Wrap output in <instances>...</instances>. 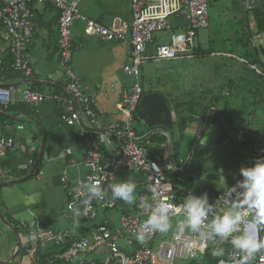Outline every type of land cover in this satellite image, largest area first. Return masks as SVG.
Returning a JSON list of instances; mask_svg holds the SVG:
<instances>
[{"label": "built area", "instance_id": "1", "mask_svg": "<svg viewBox=\"0 0 264 264\" xmlns=\"http://www.w3.org/2000/svg\"><path fill=\"white\" fill-rule=\"evenodd\" d=\"M82 0H0V36L7 44L8 57L3 61L4 70L18 71L29 79L32 67L29 59V46L35 31L36 4H50L58 11L57 34L55 45L58 49V66L65 77L63 93H43L34 87L20 84L0 86V118L9 106L20 101L38 105L43 101L54 102L63 110L62 119L67 125H78L85 117L89 124L98 127L101 111L94 108L90 98L83 93L79 77L73 69V51L75 46L71 39V28L81 17L79 9ZM260 0H237V11L247 12L258 7ZM131 17L126 21L121 16H113L108 23L96 19H85L84 31L88 37L103 41L128 42L130 44V64L125 65L124 71L129 74L133 83L129 89L121 92V104L125 112V121L120 127L113 125L109 129L117 131L126 137V141L111 146L105 151L93 138L83 135L85 166L88 173L71 181L67 175H62L60 182L65 193L64 213L78 212L81 218L94 223L93 229L87 235H81L69 230L53 231L28 230L29 239L33 240L30 254L39 245L48 248L53 260L76 261L82 256L103 247L107 249L109 263L115 264H190L201 262L210 253L216 258L214 264H234L231 245L217 238L203 239L199 232L193 233L181 228L179 221L182 214L170 210L171 228L166 233L152 232L141 243L137 236L142 224L151 214V209L144 204L155 205L151 192L156 187L163 201L182 206L186 197L200 195L196 189L187 186V178L182 176L193 164V154L175 160L173 152L168 150L163 155L151 157L142 137L136 134L134 121L143 88L141 86V69L149 61L163 62L172 60H192L197 58V33L209 26L208 0H130ZM168 32V41L155 42L156 34ZM264 33L255 36L261 38ZM149 45H153L151 54L147 53ZM222 95L227 96V89ZM136 139L140 141H135ZM15 147V140L5 134H0V158L5 157ZM257 158H264V143L255 141L252 148L253 166ZM33 164L32 160H29ZM121 173H135L136 179L120 177ZM235 179L228 187L241 180ZM99 180L104 189L102 199H91L88 205L84 201L88 194L84 189L85 183ZM121 181L134 182L136 200L131 207L122 208L118 226L111 227L108 221L97 222L100 216L117 208L119 200L113 198L110 185ZM217 188L208 198L212 209L201 231H207L209 223L215 215L221 214L226 208V200L235 198L225 197L227 188ZM199 191V190H198ZM242 191V189H237ZM251 220V214L246 218L244 226ZM20 228L26 225L20 224ZM258 238H264V231L258 232ZM28 241V240H27ZM124 242V246L121 245ZM226 244V245H225ZM224 249V256L216 257L212 251ZM264 254V253H262ZM261 254H257L251 264H262ZM108 264V263H105Z\"/></svg>", "mask_w": 264, "mask_h": 264}, {"label": "crops", "instance_id": "2", "mask_svg": "<svg viewBox=\"0 0 264 264\" xmlns=\"http://www.w3.org/2000/svg\"><path fill=\"white\" fill-rule=\"evenodd\" d=\"M128 3L127 8L121 6L118 10L95 8L91 15L82 10L81 17L74 22L70 32L75 46L73 69L79 77L83 93L90 98L93 107L101 111L98 127L90 125L85 117L81 124L67 125L62 119L63 110L51 101H43L38 105L15 101L0 118V134L9 135L15 140L14 149L0 158V214L7 221L4 223L0 219V223L9 231L14 241H18V236L20 237L22 243L17 252L24 250L28 244L33 245L28 230L56 232L69 230L87 235L93 229L94 223L85 220L83 222L78 212H63L65 193L60 178L65 174L74 181L88 173L85 166L83 135L93 138L105 151L110 148L107 143H111L113 147L126 141V137L118 130L125 121L121 92L123 89H129L133 83L132 77L124 71L125 65L131 62L130 44L88 37L84 26L87 18L108 23L117 15L129 21L130 0ZM34 14L35 31L28 50L32 75L26 79L18 71L4 70L2 62L8 57L7 44L0 36V86L20 84L34 87L47 94L63 93L65 77L58 66V49L55 45L58 11L50 4H36ZM160 39L156 36L155 42ZM152 51L153 45H149L147 53L151 54ZM226 56L230 57L231 54ZM201 57L203 56L198 55L192 60L163 61L166 62L165 65L176 68V76L168 73L165 76L168 85L156 90L143 89V94L156 92L166 100L171 114V127L164 124L149 126L146 115L145 117L141 114L136 115V119L143 126L142 131L136 130V134L139 137L143 136L141 141L145 143L151 157L165 154L171 143L172 147L175 144L172 152L176 161L187 157L193 151V161L196 165L195 170L193 168L194 172L196 167L202 170L204 164L211 158L212 164L208 167L217 169L218 173H205L203 176L193 173L187 177V186L196 189L200 195L205 193L201 189L205 190L209 185L212 190L228 187L232 179L225 184V178L231 173L229 169L232 163L245 159L244 167H249L252 162L253 144L255 141L264 143L263 133L259 132L260 135L257 136L254 130L235 122L231 123L229 111L223 105L219 107L215 104L213 100L216 97L220 96L221 101L227 100L230 92L234 96L235 91L239 90H235L236 86L231 87L227 81L229 88L223 87L218 93L219 87L215 86L218 82L212 83L209 80L205 81L204 78L200 82L196 62L200 61ZM154 64L163 66L162 62L149 61L141 69L144 87L147 79L152 78ZM223 89H227L226 97L222 95ZM211 102L209 109L208 105ZM226 119L230 121L231 126L226 123ZM113 125H119L116 127L117 131L109 129ZM183 143L188 147L184 155L178 150ZM231 143H251L250 155L241 152L235 155L233 152L235 147L232 146L231 149ZM29 160H32L33 164H30ZM237 175L241 176L239 172ZM120 177L130 180L137 178L135 173H121ZM196 181H205L207 184L199 185L200 183ZM127 206L132 205L119 200L117 208L121 207L122 210ZM103 215L98 222L107 218V213ZM106 220L109 226H118L108 218ZM13 223L19 225L22 223L26 227L15 230ZM121 245H125L123 241ZM24 253L26 254V250ZM92 254L94 256L88 254L89 261H87L89 256L84 255L72 263L80 261L90 264L95 262L115 264L109 263L110 255L106 248H99ZM101 254H105L104 259H100ZM205 258L194 264H205ZM210 258L216 261V258ZM31 261L33 262L32 259Z\"/></svg>", "mask_w": 264, "mask_h": 264}, {"label": "rangeland", "instance_id": "3", "mask_svg": "<svg viewBox=\"0 0 264 264\" xmlns=\"http://www.w3.org/2000/svg\"><path fill=\"white\" fill-rule=\"evenodd\" d=\"M260 1L262 2V0ZM128 4V0H82L79 9L80 12H83L82 10H84L87 15H91L94 13L95 8L99 9L105 7L108 9L112 8L118 10V8H120L121 6L127 8ZM252 11L253 10L247 12L237 11V9H235L233 6V0L208 1L209 26L198 31L196 43L202 46L201 51H203L204 53L210 51V53H214L215 56H210V53L205 54L203 57H201L202 59L200 61L196 62L198 65L197 76L199 77L200 82L203 78L205 81H212V83L218 82L215 83V86L219 87L217 90L218 93L221 92V89L223 87L229 88L227 81L230 76L234 77L236 81H241V78H243L242 83H236L237 87L235 88V90L239 91H235L234 96L230 92V96L227 99V101L229 102V114H231L230 121H232L231 123L235 122L237 125L248 127L249 130H254V132H261V134L263 133L262 135H264V102L260 103L257 107H255V105L253 106L257 95L248 91L247 89L251 86L250 81L254 79L253 75H258L257 73L261 74V72H264V35L261 38L255 37L259 30L256 27ZM156 36L161 38L159 42L166 43L168 41L169 33L163 32L156 34ZM248 36H252L253 38L252 44L250 43V46L246 45L244 42V40L247 41ZM231 46L235 48V51L233 52V54H231V61L229 62L227 60L229 58H226L229 56L226 55H229L228 50ZM250 48L256 49V55L258 56L257 63L258 61L260 62V60L262 61V63L250 66L251 68L242 67L239 70L240 73H238L237 69H239L240 64L246 61L244 55H246L250 51ZM223 54L225 55V57ZM164 63L166 62H162L163 66L154 64L155 67L152 69V78L150 77L149 79H147V83H145L147 88L144 87L143 82L140 81L143 89L156 90V88L168 85L169 82L165 77L168 73L171 74V76H176V68L173 69L172 66L165 65ZM236 85L234 84V86ZM211 104L212 102L209 103L208 107ZM241 114H243V118L239 116ZM206 115L207 114H205V116ZM134 128L138 131H142L143 128V126L136 118L134 121ZM232 146L235 147V150H233L235 155H238L239 152L245 153L247 156L250 155L249 150L251 143H231V149ZM187 148L188 147L185 145V143H183L178 150H180V153L184 155ZM233 152L231 150V154H233ZM239 160L232 163V167L229 169L231 173L225 178V184H227L230 179H232L231 183L235 179H237L239 169L246 165L245 159H241L240 161ZM210 161H212L211 158H209V161L204 164V168H202V170L197 169L196 172L193 171V167H189L182 173V176L187 178L193 173H196L199 176H203L205 173H201V171L206 172L205 170L208 169V165L212 164V162ZM195 162H197L196 159ZM196 183H200L199 185L207 184V182L205 181H196ZM120 210L121 207H118L116 210L106 212V217L115 226L118 225V219L121 213ZM101 218L102 216H100L96 221L98 222ZM82 221L85 222L84 220ZM17 243L18 241H14L9 231L0 223V262H4L7 264H28L29 261L30 264H35L29 258L30 256L28 255V253H26L28 256L24 253V250H20L19 252H17ZM95 251L88 254H91L90 256H94L92 253H94ZM88 254H86V257L89 256ZM90 256L88 257L87 261L90 260ZM104 258L105 254H101L100 259ZM21 259H23L22 262Z\"/></svg>", "mask_w": 264, "mask_h": 264}, {"label": "clouds", "instance_id": "4", "mask_svg": "<svg viewBox=\"0 0 264 264\" xmlns=\"http://www.w3.org/2000/svg\"><path fill=\"white\" fill-rule=\"evenodd\" d=\"M222 172V169H221ZM239 173L241 180L225 192V197L235 198L226 200L227 208L207 223V231L202 232L201 228L208 219L212 205L209 204L207 194L197 197L190 194L186 197L182 206H174L171 203L161 200L156 187L151 188L155 205L145 203L144 207L151 209L148 219L142 224L141 232L137 239L144 243L149 233H166L171 228L170 210L182 214L179 226L190 230L193 233L199 232L203 239L219 238L221 242L231 245L233 250L234 264H251L257 254L264 264V238H258V232L264 231V158H257L251 167H241ZM88 198L84 201L88 205L91 199H102L104 189L99 180L83 185ZM113 198L120 199L132 205L135 200L137 185L131 181H121L111 184ZM242 189V191H237ZM251 214V220L244 226L246 218ZM224 249L217 248L212 251L216 257L224 256ZM221 264H224L221 261Z\"/></svg>", "mask_w": 264, "mask_h": 264}, {"label": "trees", "instance_id": "5", "mask_svg": "<svg viewBox=\"0 0 264 264\" xmlns=\"http://www.w3.org/2000/svg\"><path fill=\"white\" fill-rule=\"evenodd\" d=\"M209 1V0H208ZM236 2L237 0H233V6L236 9ZM1 5V3H0ZM252 15L254 17L255 20V24L257 29L259 30L257 35L264 33V2L262 0V2L260 1L259 6L254 9L252 11ZM241 21V20H240ZM256 35V36H257ZM252 36H248L247 37V41L244 40L246 45L250 46V43L252 44ZM240 42V40H239ZM197 50V51H196ZM201 45L197 44V47L195 49V54L197 55H201L204 56L205 54H209L210 51L204 53L203 51H201ZM235 51V48H233L232 46L230 47V49L228 50L229 54H233V52ZM212 54V53H210ZM264 54V51H263ZM246 61H244V63L240 64L239 69H237V72H239L240 68H247L250 66H254V65H258V63H262V61L260 60V62L258 61L257 63V55H256V49L255 48H250V51L244 55ZM226 58H230V57H226ZM229 62L231 61V59H227ZM3 63V62H2ZM251 68V67H250ZM258 75H253L254 79L251 82V86L250 88H247L248 91L254 93L255 95H257L256 100L253 103V106L255 105V107H257L260 103L264 102V72H261V74L257 73ZM237 82H243V78H241V81H236L234 79V77H231L228 79V83L229 85L232 87H234V84L236 85ZM245 86V85H244ZM237 87V85H236ZM238 89V88H237ZM217 98V99H216ZM215 100H213L215 102L216 105H219V107H221V105H223L225 107L226 110H229V102L227 100H223L221 101L220 96L216 97ZM137 114H141V116L145 117V113L142 111V109L140 107H138L137 109ZM238 115V114H237ZM243 118V114L239 115ZM229 117H231V114L229 115ZM252 119V118H251ZM244 120V119H242ZM226 123L231 126V123L228 119H226ZM257 136H259L260 134L256 133ZM264 136V135H262ZM143 145H145V143L142 142ZM175 145V144H174ZM174 145L172 148H174ZM196 165L193 161L192 167L194 168ZM195 170V168H194ZM197 170V167H196ZM203 185V184H202ZM13 226L15 228V230H20V226L18 223H13ZM32 249L31 245H26V247H24V251L26 250V253H28V255L31 257V259L33 260V262L35 264H73V261H63V260H53L51 258V252L48 248H41L39 245L36 247V249H34V252H32V254H30L28 251H30ZM47 256V257H46ZM210 253H208V255L205 258V264H213L215 262L214 259L210 258ZM80 263V262H79ZM78 263V264H79ZM80 264H90V263H80ZM95 264H101V263H95ZM192 264V263H191ZM194 264V263H193Z\"/></svg>", "mask_w": 264, "mask_h": 264}, {"label": "water", "instance_id": "6", "mask_svg": "<svg viewBox=\"0 0 264 264\" xmlns=\"http://www.w3.org/2000/svg\"><path fill=\"white\" fill-rule=\"evenodd\" d=\"M139 106L144 111V113L146 115L147 125L154 126V125H158V124H164L168 127L172 126L171 114H170L168 104H167L166 100L159 93L151 92V93L143 94L141 97ZM209 109H210V107H209ZM209 109H207L206 112H208ZM204 121H205V117H204ZM140 140L136 139L135 141H140ZM263 142H264V139H263ZM171 150H172V144L170 143L169 144V151L171 152ZM192 154H193V151H191V155ZM197 169L200 170V167H198ZM205 171L206 172L201 171V173H206V174L212 173V174H214V173L219 172L217 169L210 168V167H208V169H206ZM207 178L208 177H206V179ZM206 190H207L206 191L207 196L210 197L211 192H213L211 185L207 186ZM0 219L4 223H7V221L4 220V218L1 214H0ZM8 225L10 226V224H8ZM11 229H12V227H11ZM12 230L15 231L14 229H12ZM21 243H22V241H21L20 237L18 236V243H17L18 248L21 246Z\"/></svg>", "mask_w": 264, "mask_h": 264}, {"label": "bare ground", "instance_id": "7", "mask_svg": "<svg viewBox=\"0 0 264 264\" xmlns=\"http://www.w3.org/2000/svg\"><path fill=\"white\" fill-rule=\"evenodd\" d=\"M57 31V30H56ZM71 37H72V35H71ZM58 51V50H57ZM197 51V50H196ZM229 59H231V58H229ZM152 63V62H151ZM145 66V65H144ZM227 85V84H226ZM221 88V87H220ZM230 91V90H229ZM14 105V104H13ZM229 105V104H228ZM32 166V165H31ZM39 169V168H38ZM38 171V170H37ZM36 173V172H35ZM63 216V215H62ZM87 228V227H86ZM27 230V229H26ZM89 230V229H88ZM25 232V231H24ZM47 249V248H46ZM97 250V249H96ZM47 257V256H46ZM92 258V257H91ZM94 258V257H93ZM112 264V263H111Z\"/></svg>", "mask_w": 264, "mask_h": 264}]
</instances>
